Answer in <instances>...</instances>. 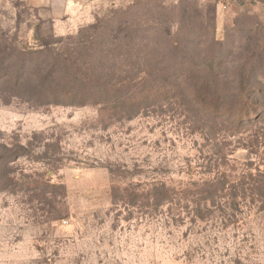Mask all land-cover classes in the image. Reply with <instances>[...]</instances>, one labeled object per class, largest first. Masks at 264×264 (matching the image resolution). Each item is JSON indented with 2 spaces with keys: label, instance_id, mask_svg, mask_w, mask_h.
<instances>
[{
  "label": "rangeland",
  "instance_id": "1",
  "mask_svg": "<svg viewBox=\"0 0 264 264\" xmlns=\"http://www.w3.org/2000/svg\"><path fill=\"white\" fill-rule=\"evenodd\" d=\"M86 34L72 95L0 87V264H264V0H0Z\"/></svg>",
  "mask_w": 264,
  "mask_h": 264
},
{
  "label": "trees",
  "instance_id": "2",
  "mask_svg": "<svg viewBox=\"0 0 264 264\" xmlns=\"http://www.w3.org/2000/svg\"><path fill=\"white\" fill-rule=\"evenodd\" d=\"M92 32L95 33L96 30ZM86 35L74 49H69L62 40L54 45L41 44L36 49L4 42L0 47V87L11 84L20 90L28 85H35L44 92L54 96L56 94L57 98L72 95L75 93L76 82L88 78L80 69L86 64L83 53L90 48L89 39L94 36ZM254 43L256 45L257 41ZM247 78L243 73L238 75L241 85L238 92L240 102L245 98Z\"/></svg>",
  "mask_w": 264,
  "mask_h": 264
},
{
  "label": "built area",
  "instance_id": "3",
  "mask_svg": "<svg viewBox=\"0 0 264 264\" xmlns=\"http://www.w3.org/2000/svg\"><path fill=\"white\" fill-rule=\"evenodd\" d=\"M198 2H207L208 0H197ZM212 2H217V3H229L234 0H211Z\"/></svg>",
  "mask_w": 264,
  "mask_h": 264
}]
</instances>
